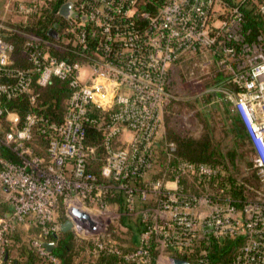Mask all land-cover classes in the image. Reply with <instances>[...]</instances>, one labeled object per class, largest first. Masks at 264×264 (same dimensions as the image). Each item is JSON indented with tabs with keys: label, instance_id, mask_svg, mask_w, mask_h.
<instances>
[{
	"label": "built area",
	"instance_id": "built-area-1",
	"mask_svg": "<svg viewBox=\"0 0 264 264\" xmlns=\"http://www.w3.org/2000/svg\"><path fill=\"white\" fill-rule=\"evenodd\" d=\"M12 1V0H11ZM19 1L16 10L29 15L36 13L43 0ZM144 0H83L78 5V26L92 21L100 28L106 51L103 62L88 66H72L39 50L29 58L39 71L38 83L46 85L52 77L73 76L75 92L65 122L55 127V135L46 134L48 161L31 155L28 142L33 139L35 115H28L22 128L20 117L8 112L11 130L0 138V146L9 147L20 162L0 157V186L8 192L11 212L0 218V240L18 221L34 220L46 235H57L62 229L56 223L60 197L69 204L78 199V208L100 220L98 228L107 229L104 213L108 211L106 196L123 193L128 207L136 199L149 201L153 207L141 211L144 229L140 232L139 253L149 261L148 246L164 238L171 247L184 254H196V241L213 235L217 238L244 237L232 264H264V47L261 37L247 42L243 33V15L239 7L227 10L221 0H164L156 13L143 11ZM10 4V3H9ZM8 4V6H9ZM74 6V5H73ZM74 8V7H73ZM264 12V3L261 6ZM230 11L229 15L226 13ZM219 14H226L219 17ZM85 18V19H84ZM97 32L92 35L96 36ZM86 32L79 37L86 42ZM30 41L29 46H33ZM114 44L118 47L115 48ZM14 46L0 35V75H13L15 84H0V116L5 113L1 97H15L30 91L32 72L7 69ZM209 54L215 62V73L223 81L204 93L221 94L219 101H233L241 112L251 134L256 152L252 157L258 184H246L255 195L245 199L217 194H195L183 191L179 171L209 176L216 170L207 165L182 163L156 180L149 178L154 167L152 146L162 123V111L174 97L168 89L169 71L175 61ZM180 59V60H181ZM43 60V61H42ZM210 74V73H209ZM228 84L234 85L230 89ZM92 105L109 112L106 123L108 154L102 177L87 171V158L95 149L85 144L88 119L87 107ZM164 113V112H163ZM121 141L113 147L111 140ZM174 150V145L171 144ZM31 157V158H30ZM250 169L247 168L248 174ZM241 179V178H240ZM174 184V186H169ZM97 206L95 211L92 207ZM69 212L73 226L81 229ZM169 211L170 226L161 215ZM99 212V213H97ZM102 233L94 241L98 251L118 252L117 241ZM42 240L34 242L42 256L52 262L57 259L48 252ZM188 254V255H189ZM201 255V254H200ZM201 264H209L200 259ZM140 264V263H137Z\"/></svg>",
	"mask_w": 264,
	"mask_h": 264
},
{
	"label": "trees",
	"instance_id": "trees-1",
	"mask_svg": "<svg viewBox=\"0 0 264 264\" xmlns=\"http://www.w3.org/2000/svg\"><path fill=\"white\" fill-rule=\"evenodd\" d=\"M82 1L83 0H43L40 9L36 13L27 15L30 19L26 23H11L0 19V35L14 46L11 53V63L7 66V69L10 70V74L11 71L15 72L19 70H30L33 73L29 92L19 93L12 98L6 96L1 97L2 106L5 109V113L0 116L1 130L5 127L3 123L8 119L6 116L8 112H14L19 115V128L23 127L28 115L36 116L37 122L32 130L33 138L34 136H41L44 138L45 133L55 135V127L61 126L67 119L70 111V101L75 92V88L71 84L73 76H68L66 78L55 76L52 77L48 84L44 86L40 85L38 83V66L29 58V53L32 50H39L42 54L49 55L59 61H65L72 66H88L93 63L99 64L105 60L103 56L105 57L107 52L102 50V46H100V43L104 41L105 37L101 36L100 28L92 21H87L82 26H78V19H80L78 5L82 3ZM221 1L227 10L233 7L240 8L244 18L243 33L245 35V40L247 42H253L257 41L258 37H261V44L264 47V12L261 10L264 0ZM67 2H71L74 5L73 9L76 15L65 17L60 13L62 6ZM164 3V0H144L140 4V8L143 11L156 13L157 9ZM13 5L15 6V12L21 14L16 10L19 1H15ZM226 13L229 15L230 11ZM225 15L226 14H219V17H224ZM51 31H55L59 37L52 35ZM83 31H85L87 35L84 44L79 41V37ZM93 32H97L96 36L92 35ZM30 41L34 42L33 46H29L28 43ZM114 47L117 48L118 45L114 44ZM180 59L175 61V67H177L179 63H183V59ZM179 68L181 70V66ZM172 73L173 70L170 69L169 79L171 83H169L167 87L170 90H172L173 87ZM223 78L222 73H213V76L210 77L211 81H209L208 84L205 83L203 88L205 87L206 89V87L215 86L223 81ZM184 79L186 80L187 77L185 76ZM16 81L17 79L12 74L8 75L3 73L0 75V84H15ZM228 87L230 89L235 88L232 84H228ZM172 93L174 97L166 104L164 108L165 111L170 109L172 104L177 101V93L173 91ZM220 97L221 94L217 92L204 93L190 103V106L195 109H201L202 107L209 106L214 98H217L219 104L222 102H224V104L227 103L226 100L219 101ZM217 102L212 104H217L218 108ZM225 111L226 119L223 120L224 122H222L221 129L227 134H229V132L234 133L235 140L233 147L226 148L227 150L223 151V147L219 142L220 136L217 135L218 127H215L214 122L208 117L207 112H201L199 115H197V113L196 119H198L197 121L199 123L196 129H191L187 131V133H184L181 131L175 132L174 130H170V128L167 137L156 140L153 143L151 149L153 151L154 167L148 173L149 178L156 180L162 177L164 173H167V176L173 177L174 174L172 175V172L170 173L169 171H172V168L178 171L182 163L196 166L207 165L216 170V173L209 176H200L180 170L178 173L181 189L185 192L195 194H217V192L224 190L226 196L242 199L255 195L246 185L248 183L253 185L258 184L252 160L256 152L253 139L240 111L237 108L233 109L232 112L234 114H232L228 106L225 107ZM87 112L88 114L86 117L88 119L84 123L86 127L84 142L87 146L95 149V152L90 154L87 158V171L101 178L102 169L106 164L108 154V133L105 126L110 120V115L107 110L92 105H88ZM228 119H230L232 123L228 124ZM9 125L11 127V122ZM43 130L45 133H43ZM111 144L116 148L120 146L122 142L115 137L114 140H111ZM171 144L174 145V150L171 149ZM240 145L245 148V152L242 150L244 154H241L245 158L247 168L250 169V175L244 179L237 178L235 175L237 160L239 156H241L238 149ZM164 146L166 147L165 149H163ZM0 157L14 162L21 161L20 157L5 145L0 146ZM158 166H161V168L157 169ZM2 168V163L0 162V169ZM61 200H63L62 197H60V201ZM104 201H106L109 206L116 205L120 210L126 209L127 201L123 193H118L114 196H106ZM3 205L0 203V211L4 213L7 212L4 215L7 216L9 212H11V207H9L8 204H5V207ZM26 221L28 222V220ZM30 221H32L29 222L30 226L36 229V236L32 239L34 248L30 246L23 247L20 250L22 258L18 264H56L39 253L38 249L34 246V240L54 241L55 247L51 254L58 259L61 264H73L74 244L70 230L63 231L61 229L57 235H46L42 225L37 221ZM65 222L66 220L60 223L58 217H56V223L60 224L61 227ZM138 224L139 225L133 224L132 226L133 234L131 241L136 246L139 244L138 235L144 229V224L142 225L139 222ZM61 234L64 236L60 237ZM204 239L206 240H202L201 242L200 240L198 241L199 246L197 245L196 254L188 253V255L172 248L180 254V256L176 258L187 259L195 264H201L200 259L207 260L209 264H232L238 250L246 241L242 236L236 238H217L213 235H209L204 237ZM154 245L155 242H152L148 246L149 261L143 264H156L157 254ZM101 254L102 255L95 264H120L119 261L135 264L127 262L122 256L113 253Z\"/></svg>",
	"mask_w": 264,
	"mask_h": 264
},
{
	"label": "rangeland",
	"instance_id": "rangeland-1",
	"mask_svg": "<svg viewBox=\"0 0 264 264\" xmlns=\"http://www.w3.org/2000/svg\"><path fill=\"white\" fill-rule=\"evenodd\" d=\"M1 2L0 19L11 23H26L29 21L30 18H28L27 15L16 13L14 14L10 12L11 6H14V0H3ZM6 4H9L8 10H6ZM182 62L183 63H179L177 67L174 66V63L172 65V91L177 93V101L172 104L170 109H168L167 111H162V123L157 134V140H161L167 137L170 128V130H174L175 132L181 131L184 133H187V131H190L191 129H196L199 123L197 121L198 119H196V114L198 113L197 115H199L201 112H207L208 117H210V119L214 122L215 127H218L217 135L220 136L219 142L223 147V151H226V148H231L234 146V133L229 132V134H227L221 128L223 124L222 122H224L223 120L226 119L225 107L228 106V108L231 110V113L234 114L232 110L236 109V106L233 101L227 99V103L224 104V102H222L219 104L217 102V98H214L212 100V103L217 102L218 108L217 104L215 105L212 103V105L210 104L209 106L202 107L201 109H195L190 106V103L204 94V84H208L209 81H211L210 77L213 76V73H215V62L213 61L212 56L208 53L206 55L201 54L194 57L186 55ZM180 66L181 70L179 68ZM185 76L187 77L186 80L184 79ZM207 88L210 89V87H206V89ZM9 123V119L5 120V122L3 123L5 127L3 128V130H1L2 126H0L1 139H3L4 135L11 130ZM227 123L230 124L232 123V121L228 119ZM28 145L30 146V149L32 151L31 155L41 157L43 161H45L43 163H46L48 161L47 142L44 138H42L41 136H34V138L28 143ZM165 148L166 147L164 146L163 149ZM238 149L240 154H244L243 152H245V148L240 145ZM242 154L237 160L235 175L237 178L244 179L250 174H248L247 172V166L245 164L246 161ZM159 168H161V166L157 167V169ZM169 186H174V184H169ZM9 201L7 197H5L4 200V198L0 196V203L1 205L4 204V207L5 204H10ZM153 204V199H150L149 201L136 199V203L133 209L128 207V205H126V209L124 210H120L118 206H114V208L112 206H108V211L104 213L102 217L106 220V222H104L107 225V229L105 228V231L102 230L97 233L90 234L86 230L79 232L78 228H75L73 226L70 229V233H72V241L74 244V256L72 260L73 264H95L97 263L99 257L102 255L101 253H113L122 256L127 262L130 263H145L146 255L139 253L141 233L139 234V244L135 246L131 241L133 234L132 226L133 224L139 225L138 222L143 225L141 221V211L153 207ZM72 207L78 208V199H73L71 202H69V204H66L64 200L60 201V204L58 205L57 216L60 223L64 222V220H69V212ZM92 208L97 211L96 209L98 207L93 206ZM6 213L0 211V218H4V215ZM161 216L164 219H167V221L158 222V224L162 225L165 229V226H170L168 218L171 217V214L169 213V211H163ZM26 222L27 221H18L15 223L14 229L10 230L5 235V239L7 240L5 245H3L0 240V264H18L22 258V256L20 255V250L25 246L34 248L32 245V239L36 236V229L30 226L29 222L32 221L28 220V222ZM98 229L101 230L100 228ZM102 233H109L111 235V237L109 238L112 241H117L116 245L119 247L118 252L98 251L95 249L94 241L96 238L102 237ZM63 236L64 235L62 234L60 235V237ZM199 240L201 242L202 240L206 239L201 238ZM35 241L36 240H34V242ZM196 245L199 246L198 240L196 241ZM154 246L155 252L157 254L156 264H172L173 259L180 256L178 252L172 249L173 247L165 242L164 238L161 239L160 243L156 242ZM54 263L61 264L58 259ZM119 263L128 264L121 261H119Z\"/></svg>",
	"mask_w": 264,
	"mask_h": 264
},
{
	"label": "water",
	"instance_id": "water-1",
	"mask_svg": "<svg viewBox=\"0 0 264 264\" xmlns=\"http://www.w3.org/2000/svg\"><path fill=\"white\" fill-rule=\"evenodd\" d=\"M60 13L65 17H70L71 15H76L73 9V4L71 2L65 3ZM85 19V18H84ZM52 35H57L55 31H51ZM72 217L77 223V225L83 230L85 229L88 233L94 234L99 232L98 225L100 224V220L97 217H93L91 214H89L87 211H84L80 208H74L72 209ZM73 227V221L68 220L62 225L63 231H68ZM43 245L47 249L48 252H52L53 248L55 247L54 241H45L43 242ZM172 264H195L190 260L182 259V258H174Z\"/></svg>",
	"mask_w": 264,
	"mask_h": 264
},
{
	"label": "crops",
	"instance_id": "crops-1",
	"mask_svg": "<svg viewBox=\"0 0 264 264\" xmlns=\"http://www.w3.org/2000/svg\"><path fill=\"white\" fill-rule=\"evenodd\" d=\"M1 1H3V0H0V3H2ZM5 7L7 8L6 10H8V8H9V6L6 4L5 5ZM10 12H12V13H16L15 12V7L14 6H11V10H10ZM17 14V13H16ZM0 196L1 197H3L4 198V200H5V197H7L8 198V201H9V197H8V192L6 191V189L5 188H3V187H1L0 186ZM5 196V197H4ZM10 202V204H9V207H11L12 205H11V201H9ZM116 206V205H115ZM113 208H114V206H112ZM141 231V230H140ZM139 231V232H140ZM138 237H139V235H138ZM136 246V245H135Z\"/></svg>",
	"mask_w": 264,
	"mask_h": 264
},
{
	"label": "flooded vegetation",
	"instance_id": "flooded-vegetation-1",
	"mask_svg": "<svg viewBox=\"0 0 264 264\" xmlns=\"http://www.w3.org/2000/svg\"><path fill=\"white\" fill-rule=\"evenodd\" d=\"M194 263V262H193Z\"/></svg>",
	"mask_w": 264,
	"mask_h": 264
}]
</instances>
